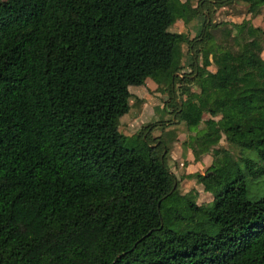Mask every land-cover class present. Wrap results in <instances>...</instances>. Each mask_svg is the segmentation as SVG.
<instances>
[{
  "label": "trees",
  "instance_id": "trees-1",
  "mask_svg": "<svg viewBox=\"0 0 264 264\" xmlns=\"http://www.w3.org/2000/svg\"><path fill=\"white\" fill-rule=\"evenodd\" d=\"M231 2L264 5L0 0V264H264V30L243 18L216 42L211 14ZM192 18L193 36L169 29ZM147 79L174 107L123 133L128 86ZM171 122L210 156L184 192L150 135Z\"/></svg>",
  "mask_w": 264,
  "mask_h": 264
},
{
  "label": "rangeland",
  "instance_id": "rangeland-1",
  "mask_svg": "<svg viewBox=\"0 0 264 264\" xmlns=\"http://www.w3.org/2000/svg\"><path fill=\"white\" fill-rule=\"evenodd\" d=\"M239 5L240 7L238 5H233L231 8H229V6L225 7V5H223L224 7L218 6L215 8L214 12H212L211 14L212 22L218 23V25L212 29V33L214 35L213 38L216 42L220 40H224V36L221 33V30H223L224 27L227 28V26H229L233 33L236 28L235 26H233L232 22L233 23L239 22L243 18L248 19V22L250 24L254 26H258L260 29L264 30V5L258 14L251 16L248 13L246 14L245 17H242L240 13L243 10L246 11L245 5L244 4H239ZM235 11H240V12L235 13ZM185 24L186 23L177 22L174 24V26L173 25L170 26L169 29L170 30H175L177 28L185 29ZM200 24H201L200 18H192L189 21H187V28L189 29L190 36H193L198 32L200 28ZM225 40H227L228 43L231 42L229 38ZM201 54L207 60L206 67L210 68V66L212 65L211 54L209 52H202ZM260 54L261 56L264 57V46L260 50ZM188 62H189L188 55H183L181 59V71H185V72L189 71ZM183 86L186 87V94H188L189 97H193L198 92V86L195 81H193L190 84L183 85ZM128 90L130 92V96L128 98L129 108L123 115L119 117V129L123 133L134 132L144 124L155 121L156 119L164 117V116L166 117L169 116L168 114L169 112L167 113L166 111L171 110L174 107V103L172 102H168L164 104L165 100L167 99L166 94L155 89V84L150 79H147L146 82L141 85H129ZM177 96L184 97L185 93L182 95L178 94ZM180 124L185 127L184 123H180ZM173 125H177V124L174 122H171L168 124L158 123L157 125L151 128L150 135L159 136V138L166 144V146H168L169 142L164 137V132L162 131V127L170 128V127H173ZM178 129L179 130L181 129L179 124H178ZM242 154L253 155V152L246 151V152H242ZM172 158H171V154L168 153L167 159H168L169 167L170 169L174 168L176 172L180 174V170H181L179 169L180 160L175 159L174 161V158L173 159ZM187 160L188 159H185V162H184L185 165L186 163L189 162ZM207 160H208L207 158L204 159V162H207ZM172 162H177V163L172 164ZM194 165L200 167V165L202 164L196 163ZM261 178H264V175H262ZM209 196H210V192L209 193L205 192L202 195L201 199L200 198L199 199L202 201H207Z\"/></svg>",
  "mask_w": 264,
  "mask_h": 264
},
{
  "label": "crops",
  "instance_id": "crops-1",
  "mask_svg": "<svg viewBox=\"0 0 264 264\" xmlns=\"http://www.w3.org/2000/svg\"><path fill=\"white\" fill-rule=\"evenodd\" d=\"M190 1H191V4H193V5L196 3V0H195V2H194V0H190ZM239 4H241V3L232 2L230 4L225 5V7L229 6V8H231L233 5H238L240 7ZM221 6H223V5H220V7ZM262 7H263V5L260 7V10H261ZM239 12L240 11H235V13H239ZM240 13H241L242 17H245L246 14H248L244 10L241 11ZM177 22H181V21L176 20L172 25L174 26V24L177 23ZM181 23H183V22H181ZM184 23H186L185 24V29H187L188 33H189V29L187 28V22H184ZM175 30L180 31V30H184V29L177 28ZM211 67H212V65L210 66V68ZM210 68H208V69H210ZM180 123H183V122H178V123H176L177 125H173V127H170V128L169 127H162V131L164 132L165 139L169 142L168 153L171 154V158L173 157L174 161H175V159H177V160L179 159L180 160L179 161V164H180L179 165V167H180L179 169H181L180 170V174H178L174 168L173 169L171 168V170L179 178L178 189L180 191L184 192V191H187L188 189H190L191 187L195 186L193 178L190 177L189 175L191 173H193V172H196V171L201 172L209 164L210 156L208 154H202L199 158L194 159L191 149L189 147H186L182 143V141L186 138V135H187L188 132L186 130V127L182 126ZM178 124L181 127L180 130L178 129ZM171 130L174 132V137L172 139L170 138L169 133H168ZM172 153H173V155H172ZM206 158L208 160H207V162H204V159H206ZM185 159H188L187 161H189L188 163H186V165L184 163ZM173 163H177V162H172V164ZM196 163H201L202 165H200V167H198V166L194 165ZM183 166H184V168H183ZM177 168H178V166H177ZM204 193L205 192H200L198 194V198L197 199L200 200Z\"/></svg>",
  "mask_w": 264,
  "mask_h": 264
}]
</instances>
